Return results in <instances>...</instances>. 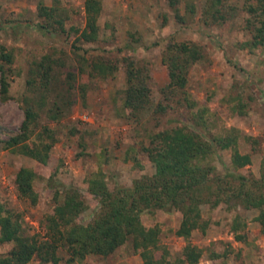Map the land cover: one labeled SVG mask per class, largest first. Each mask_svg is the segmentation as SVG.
Masks as SVG:
<instances>
[{"label":"rangeland","instance_id":"1","mask_svg":"<svg viewBox=\"0 0 264 264\" xmlns=\"http://www.w3.org/2000/svg\"><path fill=\"white\" fill-rule=\"evenodd\" d=\"M84 2L0 0V45L11 51L14 59L7 99L0 94V203L21 217L26 235L44 236V219L54 208V189L47 182L52 166L4 150L2 142L19 133L24 99L38 100V95L27 87V80L32 63L45 55L56 60L57 78L55 91L39 111L40 125L55 133L51 159L58 167V183L78 189L86 201L87 209L78 223L87 224L97 211L96 200L87 194L91 174L101 171L110 190L130 186L135 179L153 174L154 168L142 150L148 135L174 127L190 128L195 120L199 121L198 115L209 125L203 131L222 136L237 130L239 151L251 155L249 166L234 171L231 151L218 152L211 159L218 175L237 172L257 179L264 175V50L242 46L250 39L244 29V13L227 27L207 26L201 20L205 0H175L173 5L172 0H100L99 39L87 43L75 40L77 35L71 31H81L85 26ZM40 3L56 6L67 15L64 28L68 34L46 33L38 27L43 23L38 16ZM230 3L240 9L241 0ZM191 8L193 14L189 13ZM170 41L191 42L202 48L203 59L191 67L187 76L185 91L190 107L184 101L178 104L176 97L166 102L161 93L168 82L161 54ZM80 57L111 61L117 70L106 78L82 79L78 76ZM127 57L149 70L150 103L138 117L123 107L127 87L123 58ZM69 72L76 75L73 83H67ZM84 83L87 87L82 96L80 85ZM158 104H167V110L157 113ZM55 107L61 115L52 120L48 110ZM20 168L32 169L38 175L34 182L38 202L34 206L17 197L14 179ZM201 210L208 227L204 232H192L189 239L202 251L198 264H264V234L255 221L257 210L230 209L226 205H203ZM236 216L244 224L238 232L244 234L243 241L235 240L231 229ZM141 220L146 228L159 227V246L167 253L166 263L184 264L181 259L186 241L175 235L181 214L156 210L143 213ZM11 248L12 244H0V256ZM160 256V251L155 253L156 259ZM29 264L39 263L33 260ZM77 264H142V259L127 241L108 257L88 256Z\"/></svg>","mask_w":264,"mask_h":264},{"label":"trees","instance_id":"2","mask_svg":"<svg viewBox=\"0 0 264 264\" xmlns=\"http://www.w3.org/2000/svg\"><path fill=\"white\" fill-rule=\"evenodd\" d=\"M174 3L175 0H172V5ZM83 9L84 28L81 31L71 28V31L77 35V41L97 42L101 2L85 0ZM189 13L193 14L194 9H189ZM240 13L246 15L244 29L250 35L242 46L249 50H264V0H241L240 9L233 6L230 0H205L201 20L207 26L217 24L227 27ZM38 16L43 20L38 25L41 30L68 34L64 28L67 15L60 13L56 6L47 7L40 3ZM176 18L182 20L179 15ZM202 59V48L197 44L173 41L166 44L161 54L168 78L161 90L164 101L169 102L176 97L178 104L184 101L187 107L191 106L185 91L187 76L191 67ZM13 60L12 52L0 45V94L4 100L8 96V76ZM78 63V76L82 79L106 78L117 70L115 63L98 57L91 60L80 57ZM123 63L127 83L123 107L138 117L150 103L149 70L133 58H123ZM55 65L56 60L48 55L32 63L27 87L38 95V100L24 99V120L19 133L2 142L4 150L26 156L41 165L52 166L47 182L54 189L53 212L44 219V236H30L24 233L21 217L0 203V244H12L11 250L0 256V264H29L33 260L39 264H77L88 256L108 257L127 241L139 253L142 264H167V253L159 246V227L146 228L141 220L143 213L156 210L181 214L175 235L186 241L181 259L184 264H198L202 256L201 249L192 245L189 239L192 232H204L208 227L202 216L203 205L257 210L255 221L264 234V175L258 179L237 172L218 175L211 163L218 152L231 151L230 164L234 171L249 166L251 155L239 151L237 130L232 129L222 136L203 131L209 125L202 115H198L199 121L195 120L190 128L180 126L148 135V143L142 150L154 168L153 174L135 179L130 186H117L113 190L108 188L101 171L91 174L87 179V194L96 200L97 211L87 224L78 223L77 220L87 209L86 201L78 189L58 183V167L51 159L55 133L46 125H40L39 111L56 89ZM66 79L67 83H73L76 75L69 72ZM86 87V83L80 85L82 96ZM167 108V104H158L155 111L163 113ZM49 113L52 120L61 115L58 107L48 110ZM37 178L32 169L20 168L14 179L17 197L32 206L38 202L34 189ZM53 182L61 189L54 188L51 185ZM243 228L244 224L236 216L231 225L235 240L245 239L244 234L238 233ZM158 251L161 256L156 259Z\"/></svg>","mask_w":264,"mask_h":264}]
</instances>
